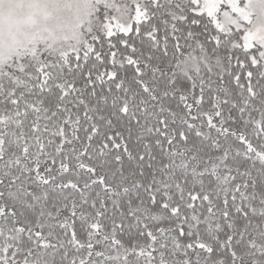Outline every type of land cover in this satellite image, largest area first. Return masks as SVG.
<instances>
[{"label": "snow or ice", "instance_id": "1", "mask_svg": "<svg viewBox=\"0 0 264 264\" xmlns=\"http://www.w3.org/2000/svg\"><path fill=\"white\" fill-rule=\"evenodd\" d=\"M0 264H264V0H0Z\"/></svg>", "mask_w": 264, "mask_h": 264}]
</instances>
